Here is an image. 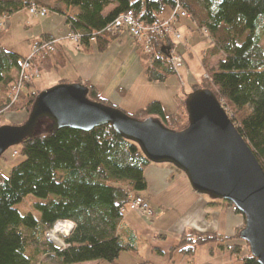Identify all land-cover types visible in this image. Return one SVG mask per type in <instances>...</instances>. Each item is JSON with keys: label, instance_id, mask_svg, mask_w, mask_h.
Here are the masks:
<instances>
[{"label": "trees", "instance_id": "16d2710c", "mask_svg": "<svg viewBox=\"0 0 264 264\" xmlns=\"http://www.w3.org/2000/svg\"><path fill=\"white\" fill-rule=\"evenodd\" d=\"M58 2L68 10V14H63L68 33L79 37L78 49L85 54L107 51L119 36L110 33L109 27L120 16L133 12L138 21L152 24L176 7V0ZM180 4L191 24L202 33L206 30L210 40L202 55L208 77L203 76L195 90H209L216 96L264 169V0H180ZM32 5L40 3L0 0V18L8 20ZM55 40L47 35L35 44ZM170 45L169 38H156L155 55L141 54L143 62L153 60L147 70L150 82L164 83L176 73L167 65L166 50ZM59 51L58 45L53 53L45 51L35 61L38 72L57 68L53 56ZM25 60L27 57L7 50L0 41V88L4 92L9 93L18 82ZM78 83L90 89V100L118 108L104 100L89 82ZM34 89V81L27 82L19 94L20 110L25 111L27 118L42 92ZM186 100L187 95L172 117L166 115L158 101L139 109L132 117H156L167 128L182 131L188 126ZM15 106L10 99L1 103L0 120ZM18 148L25 160L13 167L7 178L0 175V264H47L41 262L47 255L55 264L116 263L123 252L136 251V236L126 234V242L120 233L124 220L121 211L129 205L131 196L148 189L146 170L152 163L135 142L117 133L112 125H105L90 132L59 129L35 136ZM29 197L36 200L29 199L32 205L24 214L19 207L26 206ZM223 204L240 215L232 204ZM59 222L72 223L73 231L64 239L63 247L46 249V235ZM244 226L245 220L232 237L185 230L180 244L170 251L193 257L199 248L217 245L222 251L240 254V264H258L248 244L240 238Z\"/></svg>", "mask_w": 264, "mask_h": 264}, {"label": "rangeland", "instance_id": "374dc122", "mask_svg": "<svg viewBox=\"0 0 264 264\" xmlns=\"http://www.w3.org/2000/svg\"><path fill=\"white\" fill-rule=\"evenodd\" d=\"M50 2L52 7H54L51 10L40 4V6L47 8L49 11L45 18L32 16L29 10H24L13 15L8 20L0 19V23L4 24V26L0 27V41L2 45L7 50L17 52L29 58L33 52V45L41 38L40 36L46 29H49L51 33L57 35L58 40L70 42L79 50L78 44L70 39L69 33H67L68 27L63 15L64 13L68 14L67 8L59 4L58 0H49ZM57 5H59V10H56ZM196 29L197 31L194 33V39H196L195 48H188V52H192L193 49V56H186L185 60L182 56L184 64L180 72L178 74H170L164 83H150L147 81V70L150 61L143 62L141 56L143 53L142 49L138 47L137 42L129 35L132 41L122 37L118 41H114L113 45L111 44L112 46L102 56L97 51L92 52H95L94 55L90 53L91 55L89 54L85 61L89 65L86 69L91 66L94 70L103 67L105 75L100 80L102 84L105 85L108 81L116 80L117 82H121L120 84L123 85L121 86L123 89L125 88L127 92L130 91L127 100H123L124 103L120 102L125 96L123 90L111 102L114 106L120 102L119 109L127 114L134 116L136 114L135 107L141 109L150 102L158 100L163 102L164 111H166L169 117H172L178 110V103L186 95L195 91L203 76L208 77L202 65V55L209 47L210 40L203 35L202 31H199L198 28ZM176 31L180 33L177 29ZM123 32H120V34ZM180 35L181 38L176 44L177 53L178 47L183 41L182 34L180 33ZM122 43L123 45H121ZM261 44L264 48V39ZM134 48L136 53L133 51ZM79 52L81 51L79 50ZM131 53L133 54L131 55ZM217 62L218 59L213 62V65L215 66ZM39 73V75L34 77L33 81L35 89L42 92L55 87L61 81L64 84H73L75 83L73 81L77 77L72 64L62 67L58 71L50 72L44 70ZM9 99L14 104L16 103V106L1 117L0 127L23 126L28 118L25 111L20 110L22 106L19 101L20 96H17V92L15 93L13 89L8 93L0 88V104L6 103ZM53 130V122L41 118L37 123L34 137L50 134ZM24 160L18 146L8 149L0 158V175L7 178L12 168ZM146 178L148 189L138 193V195L144 196L154 211L155 216L148 218L145 215L141 216L136 212L127 210L125 214L126 225H124L120 232L125 234L123 237L126 242L129 239V236H126V234L131 235L133 233L136 236V251L123 252L116 263L92 261L79 264H240L239 259L242 257L240 254H231L229 251L217 250L219 249L217 245L201 247L193 257L183 256L180 251H170L180 244L182 233L188 227L186 226L188 222L187 212L191 206V197L204 196L208 200L214 199L197 194L192 189L186 174L172 163H152L146 170ZM29 199L32 201L36 200L34 197H29L26 201H29ZM31 205V201H29L26 206H20L19 209L25 214L27 210H30ZM223 222H225V219L221 218V223ZM56 230L54 228L52 232L46 235V249L63 247L64 239L70 235L66 236L67 233L65 231L57 234V238L61 242V244H58L52 241ZM236 242L235 240L234 243ZM212 249L215 250L212 251ZM243 254L244 250L242 251ZM41 262L47 264L56 263L49 255L44 256Z\"/></svg>", "mask_w": 264, "mask_h": 264}, {"label": "water", "instance_id": "95a60500", "mask_svg": "<svg viewBox=\"0 0 264 264\" xmlns=\"http://www.w3.org/2000/svg\"><path fill=\"white\" fill-rule=\"evenodd\" d=\"M89 93L79 83L41 92L23 126L0 127V158L32 139L41 118L53 122V131L90 132L112 125L135 142L151 163L176 165L197 194L232 204L245 220L241 240L258 264H264V169L211 91L199 89L187 95L188 126L182 131L167 128L157 118L135 119L119 108L90 100Z\"/></svg>", "mask_w": 264, "mask_h": 264}, {"label": "crops", "instance_id": "0c3cea01", "mask_svg": "<svg viewBox=\"0 0 264 264\" xmlns=\"http://www.w3.org/2000/svg\"><path fill=\"white\" fill-rule=\"evenodd\" d=\"M37 1L40 4L49 8L50 10H51V8H54V7H52L51 2L49 3V0H37ZM56 10H59V5H57ZM171 16H172L171 11H168L167 15H166V17H164V19H170ZM0 19H3V18H0ZM174 25H175L176 29L182 34L183 41L180 44V46L178 47V53L181 56H183V58L185 60L186 56H193L192 55V52H194L193 49H192V52L191 51L188 52V50H189L188 48H190V47L195 48V40L196 39H194V33H195V31H197V29H196L197 26L195 24H191L189 22V20H176L174 22ZM47 35L48 36H54L55 38L58 39L57 35H54L53 33H51V31L49 29H46V31L40 37L47 36ZM128 35L129 34L127 32L121 33L118 36L117 41L122 37H125L124 39H126V40L128 39L129 41H132L130 38L131 36L129 35L130 36L129 37ZM121 45H123V43ZM58 46H59L60 51L58 52V54L56 56H53V60L57 64V68L52 67L50 72L58 71L60 68L67 67L69 64H72L76 73H77L76 80L73 81L75 83H73V84H78L79 81L89 82L92 86L96 87L99 90L102 98L104 100L109 101V102H113L116 95H118V93H120V91L123 90V94L125 96L123 99L120 100V102L122 101L124 103V101L127 100V97L129 96L130 91L127 92V90L125 88L123 89L121 87L123 85L120 84L121 82H117L116 80L115 81L112 80V81H108L107 83H105V85L100 82L101 78L105 75V71H104L103 67H101L100 69L94 70V68H91L92 67L91 66V67L87 68L88 70H89V68H91L89 71L86 69V67L89 65L86 64L85 61L87 60V56L89 54H83V53L79 52V50H77L75 48L74 44H72L70 42L64 41V42H61L60 44H58ZM185 49H186V51H185ZM133 51L136 53L135 48ZM94 53H92V54L94 55ZM105 53L106 52L100 53V55L102 56ZM129 54H130V52H129ZM132 54L133 53H131V55ZM22 56H24V55H22ZM24 57H26V56H24ZM65 58H66L65 62H63L64 61L63 59H65ZM188 70L190 71V69H188ZM147 81H149V80L147 79ZM61 82H63V81H61ZM150 83H152V82H150ZM34 90H37V89H34ZM37 91H41V90H37ZM156 101H158V100H156ZM120 102L116 103L117 104L116 106H118V108L120 106ZM158 102L163 103L162 101H158ZM135 108H136L135 112H137L140 109L139 107H135ZM165 113H166V111H165ZM166 115H167V113H166ZM139 196L144 198V196H142V195H139ZM144 200L148 203V201L145 198H144ZM187 213H188L187 214L188 222L186 223V226H188V227L186 230H196V231L202 232V233H205V232L214 233L215 232V233L221 234V235L226 236V237L234 236L236 229L239 226H241L244 222L242 216L236 214L232 208L225 206L223 204V201L208 200L204 196H193V197H191V206H190ZM221 218H224L225 222L221 223ZM124 225H126L125 216H124V220L122 222V227H121L120 231L122 230ZM123 235H125V234L123 233ZM162 237H164V236H162ZM217 250H221V249H217Z\"/></svg>", "mask_w": 264, "mask_h": 264}, {"label": "built area", "instance_id": "2783aa9c", "mask_svg": "<svg viewBox=\"0 0 264 264\" xmlns=\"http://www.w3.org/2000/svg\"><path fill=\"white\" fill-rule=\"evenodd\" d=\"M29 13L32 16L45 18L47 17L49 11L43 6L32 5L29 8ZM178 17L183 19L189 18V15L183 10L181 6L180 0H176V7L173 10L170 19H161L155 21L152 24H145L138 21L135 18L133 12H129L120 16L114 22V24L109 27V32L118 35H120V32L122 31L129 33L133 40L137 42L138 47L141 48L142 51L150 57H153L156 52L154 46V39L169 38L172 42V46H167L169 48V51H167V65L178 74L184 64L182 56H180L176 50V44L181 38L180 33L176 31L174 26V22L177 20ZM2 26H4V24L1 23L0 27ZM203 34L206 38L208 37L206 30L203 31ZM69 38L72 39L76 44H79L78 36L69 34ZM60 43L61 40L57 39L53 42H43L39 45H33L32 55L22 63L18 82L13 87V91L15 93L17 92V96H19L25 83L33 81L34 77L40 74L35 68V61L41 59L45 51L49 53L55 52L56 45ZM152 64L153 60L150 61V66ZM127 210L136 212L141 216L145 215L148 218H152L155 216V213L150 207V205L141 196H131L129 205L121 211L122 217L125 216ZM61 223H67L70 226V230L66 232V236L71 234V232L73 231V224L70 222H59L58 224H56L55 228Z\"/></svg>", "mask_w": 264, "mask_h": 264}, {"label": "bare ground", "instance_id": "6f19581e", "mask_svg": "<svg viewBox=\"0 0 264 264\" xmlns=\"http://www.w3.org/2000/svg\"><path fill=\"white\" fill-rule=\"evenodd\" d=\"M70 229V226L67 223H61V225L59 224V226L57 227L56 232H54L53 237H52V241L61 244V242L58 240L57 238V234L61 233V232H67Z\"/></svg>", "mask_w": 264, "mask_h": 264}]
</instances>
